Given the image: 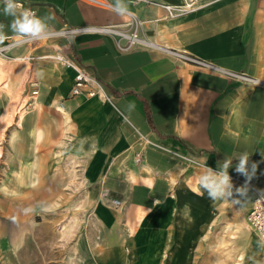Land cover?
Listing matches in <instances>:
<instances>
[{
    "label": "crops",
    "instance_id": "crops-1",
    "mask_svg": "<svg viewBox=\"0 0 264 264\" xmlns=\"http://www.w3.org/2000/svg\"><path fill=\"white\" fill-rule=\"evenodd\" d=\"M146 1L150 0H125L130 12L144 22L143 34L156 47L124 49L126 42L118 43L113 36L81 33L14 47L10 60L0 56L1 74L10 83L9 94L0 90V115L14 102L20 85L38 91L36 98L44 110L41 121L50 128L40 155L47 150L54 159L66 160V171L74 169L73 161H79L75 169L78 182H86L78 189L88 193L87 215L106 232L102 247L116 252L127 240L135 241L138 252L152 248L153 239L167 228L179 184L196 183L201 189L199 175L209 166L216 169L217 162L233 161L229 175L241 179V183H233L235 188L246 182L235 171L240 154L247 152L251 161L258 163L248 198L241 204L229 203L234 211L232 220H237L241 211L247 217L256 192L264 193V0H206L205 8L173 19H164L163 9ZM19 2L36 8L37 16H51L49 24L54 31L129 21L128 15H117L84 0ZM2 9L0 0V22L9 25L12 18L5 17ZM159 27H167L161 38ZM5 32L10 39L0 48L19 38L10 28ZM57 50L96 76L110 100L70 97L74 71L45 57ZM16 57L31 60L36 74L32 83L23 82L27 63L15 61ZM13 62V70L7 69ZM61 101L74 125L65 134L63 116L54 109ZM32 103L28 99L24 104L26 116L19 140H23V130L29 134L34 123V112L28 108ZM130 104L134 107L129 108ZM143 138L150 145L145 146ZM141 147L143 161L137 164L135 155ZM77 150L81 153L76 154ZM169 177L175 179L173 184ZM101 182L103 189L120 201L118 208L100 201ZM68 186L72 187V181ZM250 233L243 235L245 239ZM146 240L151 241L149 247ZM253 244L257 248L249 264H264V242L255 234ZM100 260L119 264L114 257Z\"/></svg>",
    "mask_w": 264,
    "mask_h": 264
},
{
    "label": "rangeland",
    "instance_id": "rangeland-1",
    "mask_svg": "<svg viewBox=\"0 0 264 264\" xmlns=\"http://www.w3.org/2000/svg\"><path fill=\"white\" fill-rule=\"evenodd\" d=\"M10 51L5 54L7 60L13 59L10 58ZM26 63L23 82L32 83L33 66L29 58ZM34 92L24 85L5 112L7 115H0V264L111 263L101 261V257L117 258L119 264H234L242 249L247 250L246 261L242 264L251 263L257 248L253 244L256 233L251 231L247 239L244 236L230 238L229 231L224 229L227 220L235 218L229 203L214 202L205 191L195 186L196 183L186 185L183 181L173 198L174 207L167 228H163V234L155 237L156 239L153 237L152 248L149 247L151 241L148 240L145 245L149 248L143 247L139 252L136 245L133 246L135 241L130 240L124 241V246L118 252L116 249L102 247L106 232L93 221L91 215H87L88 208L81 214L82 224L75 231L74 238L66 241L68 234L63 235L62 229L70 224L71 216L79 212L75 210L76 204L83 194L75 187L78 178L72 180V187L67 185L70 169H65L66 160L54 159L46 150L40 155L44 166L36 187L20 189L15 180L22 156L30 151L31 137L23 130V140H19V131L23 127L26 116L24 104L28 99L33 102L28 108L35 115ZM60 104H63L62 101L54 109ZM43 112L42 107L41 120ZM13 130L19 136L15 146L9 142V133ZM145 140L148 139L142 141L144 145H150ZM143 149L141 147L139 150L142 153L141 161L136 159L138 152L135 155L137 164L143 161ZM232 182L239 184L241 179L234 177ZM100 184V201L118 208L119 206L110 203V200H116L112 193L103 189V182ZM6 187L9 192L5 190ZM16 189L18 193L11 194ZM185 205L189 207L185 208ZM219 208L221 209L218 211ZM126 235L129 236L128 233ZM73 247L77 251H73Z\"/></svg>",
    "mask_w": 264,
    "mask_h": 264
},
{
    "label": "built area",
    "instance_id": "built-area-1",
    "mask_svg": "<svg viewBox=\"0 0 264 264\" xmlns=\"http://www.w3.org/2000/svg\"><path fill=\"white\" fill-rule=\"evenodd\" d=\"M92 5H95L99 8L112 10L113 2L111 0H84ZM141 0H132L134 3H138ZM147 3L157 5L162 8L165 12L164 19H173L179 16L187 15L189 13H193L200 9L205 8L208 4L206 0H182L179 4H171V3H158L155 1H146ZM22 5V9L28 8L37 14V10L34 7L26 6L22 2H19ZM129 21L124 24L116 25V26H93V27H84V28H76V27H64L60 30H52V35L55 39L59 36H66L68 38H72L73 36L81 33H93V34H102V35H110L116 38L118 43L125 41L126 44L124 49L137 48V47H156L149 38H147L143 34V24L144 22L137 19L133 12L128 14ZM160 19L154 20L157 22ZM24 37H19L15 41L11 42L5 47L0 48V56H4L7 51L13 49L14 47L28 45V44H36L42 42L44 39L41 38L39 40L26 39ZM173 55L181 56V52L177 50H170ZM185 55V54H184ZM183 55V56H184ZM48 58V57H46ZM60 64L64 68L72 69L75 73L74 83L71 87L69 95L71 97H80L84 96L87 98H98L103 101L110 100V96L107 94L103 83L90 71L85 68L80 62L73 59L68 54L64 53L61 50H57L55 54L49 59H53ZM189 60H192L196 63H203L198 59L193 57H187ZM237 77L238 74H235ZM244 77V76H243ZM144 140V138L142 139ZM147 143L148 140H145ZM142 153L138 152L136 155L137 161H141ZM231 178H234L231 176ZM110 203L115 206L120 205L119 200H110ZM249 221L252 224V227L255 233L258 234L261 241L264 242V194L261 192H256L255 198L252 202V207L249 213Z\"/></svg>",
    "mask_w": 264,
    "mask_h": 264
},
{
    "label": "bare ground",
    "instance_id": "bare-ground-1",
    "mask_svg": "<svg viewBox=\"0 0 264 264\" xmlns=\"http://www.w3.org/2000/svg\"><path fill=\"white\" fill-rule=\"evenodd\" d=\"M166 28L167 27H159L157 33L159 34L160 38L163 37ZM52 39H53V37H48V38H45L43 41L44 42L45 41H49V40L53 41ZM28 45L31 46V45H34V44L31 43V44H28ZM52 56L53 55H48V56H45V57L51 58ZM27 58L28 57H24V58L23 57H16L15 61H22L23 59L27 60ZM51 60L55 61L54 58L51 59ZM13 67H14V62L10 66H8L7 69L13 70ZM1 71H2V69L0 68V90L3 91V93L9 94L10 93V86H9L10 83L6 82L5 77H4L5 75L1 74ZM35 75L36 74L33 72V75H32L33 79L35 78ZM25 76L26 75L24 73V76H22L23 80H24ZM39 76H40V74H39ZM23 88H24V85L23 84L20 85L19 88H18L17 94H19L23 90ZM37 93H38L37 91H35L33 93L34 110H35V117L34 118H35V120H33L34 123H33L32 127L29 130V134L31 136L30 151L22 156L21 163H20V168L16 171L15 180H16L17 187H19L20 189L25 188V187L26 188H32V187H36L38 185V183L40 181V178H41V171H42V168L44 166L42 158L40 159L39 152H40V149L43 147V145H46V143H47V141L49 139V134H50L49 127L45 123H43L41 121V118H40L43 104L36 98ZM10 107H11V105L8 107V109ZM55 110H57L59 112V114H61L63 116V124L65 125L63 127V134L68 133L71 130H73L74 129V125H73V123L71 121L72 119H71L70 115L68 114L66 108L63 106V104L58 105V107ZM6 115L7 114L5 113L4 116H6ZM22 118H23V116H22ZM18 138H19V136H18V132L16 130H13V131H11L9 133V142H10V144L12 146L16 145V142L18 141ZM78 150L76 151V154H79V152L81 153V151L78 152ZM49 152L51 154V151H49ZM73 162L75 164V167H77V165H80L78 160H75ZM75 167H74V169H70L69 182H71L72 180H75L76 178H79V174L77 172L78 170H76ZM144 167H146L145 166V162H144ZM131 179L133 180V182L135 181V177H134L133 174L131 176ZM169 180H170V182L172 184L175 181V179L173 177H169ZM85 184H86L85 179H83L81 181L79 180L77 188H82V187L85 186ZM249 188H252V186L249 185ZM5 190L9 192V189H7V187L5 188ZM17 193H18L17 189L14 190V191H11V194H17ZM88 203H89L88 193H85V194L83 193L80 196V198H79V200H78V202L76 204V209L75 210L76 211L78 210L79 212L74 213L71 216L70 224L68 226L65 225L64 228L62 229V234L63 235L66 234V233L68 234L67 238H66V241L69 242V241H71L74 238L75 231L77 230L78 226H80L82 224V219L83 218H82L81 214L85 211ZM192 210H193V208H192ZM249 213H248L247 217H245L244 216V211L243 212L241 211L239 213V215H238L237 220H232V219L230 221L227 220V223H226L225 227H226L227 231H229V233H230L229 234L230 238H236V236H243L245 234L248 235L251 231L252 232L254 231V229L252 227V224L249 221V217H248ZM182 226H184V225H182ZM256 235L260 239V237L258 236L257 233H256ZM72 250L73 251H77V248L73 247ZM246 255L247 254H246L245 249H242L241 252L237 256L238 260L234 264H242L243 262H245Z\"/></svg>",
    "mask_w": 264,
    "mask_h": 264
},
{
    "label": "clouds",
    "instance_id": "clouds-1",
    "mask_svg": "<svg viewBox=\"0 0 264 264\" xmlns=\"http://www.w3.org/2000/svg\"><path fill=\"white\" fill-rule=\"evenodd\" d=\"M2 3L3 15L5 17H11L12 20L9 25L0 22V44L10 39L5 32V28H10L11 32L16 36L32 40L48 38L52 35V28L49 24V21L52 19L51 16H37L35 12L28 8L18 11L22 8L19 0H2ZM112 10L120 16L130 14L125 0H114ZM132 107L134 105L130 104L129 108ZM237 161L235 171L244 176L246 180L245 184L241 187L235 188L232 178L229 175V169L233 166L231 159H225L222 163L217 162L216 169L209 166L199 175V186L207 193L210 200L214 202L221 201L224 203L241 204L242 201L248 198L249 184L257 175L258 163L252 162L251 156L247 152L241 153ZM188 207V205H185V208Z\"/></svg>",
    "mask_w": 264,
    "mask_h": 264
}]
</instances>
